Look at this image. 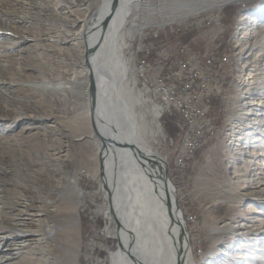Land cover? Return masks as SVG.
I'll list each match as a JSON object with an SVG mask.
<instances>
[{
	"label": "rangeland",
	"instance_id": "374dc122",
	"mask_svg": "<svg viewBox=\"0 0 264 264\" xmlns=\"http://www.w3.org/2000/svg\"><path fill=\"white\" fill-rule=\"evenodd\" d=\"M107 1L113 0H0V217L12 221L26 200L54 202L49 208L59 213L49 220L58 222L60 263L72 237L80 247L72 264H110L120 246V224L103 182L102 140L91 125L86 39L78 33L81 24L93 25ZM259 1L264 0H140L117 10L126 15L121 34L128 69L123 83L129 89L135 79L129 75V57L157 24L160 34L150 38L151 62L174 58L176 66L179 58L193 56L202 66L218 52L234 64L221 68L212 82L208 117L213 120L217 97L224 102V117L184 165L177 163L183 120L178 116L180 129L171 135L166 114L154 117L147 102L133 94L138 123H146L139 129L146 142L142 148L167 163L158 164L168 171L196 264H264V137L231 122L239 105L247 109L250 101L264 100V5L257 6ZM229 5L239 8L232 17L225 11ZM204 20L211 22L200 27ZM141 25L149 28L136 34ZM183 29L195 30L192 42L175 33ZM254 73L261 83L250 91ZM253 107L247 121L264 103ZM237 133L242 136L238 144ZM73 212L76 219H65ZM19 237L12 233L0 250ZM24 251L0 264H25L24 256L31 263L38 260Z\"/></svg>",
	"mask_w": 264,
	"mask_h": 264
},
{
	"label": "bare ground",
	"instance_id": "6f19581e",
	"mask_svg": "<svg viewBox=\"0 0 264 264\" xmlns=\"http://www.w3.org/2000/svg\"><path fill=\"white\" fill-rule=\"evenodd\" d=\"M134 1L140 3V0H121V7L117 10H127L128 5ZM112 3L113 1H107L93 25L86 27L87 22L81 24L78 33L84 34L89 45L101 38L97 52L91 57L97 83V121L100 130L110 135L115 128L119 133L117 140L135 139L134 142L141 143L137 145L143 149L146 142L139 129H143L146 123H138L133 110V91L123 83L128 69L122 53L124 41L121 26L126 15L116 10L106 28L103 30L102 27L104 16L110 11ZM98 22V26L92 30ZM128 34L131 36L133 33ZM260 83L254 73L250 76L249 90H255ZM249 103L250 107L247 109L243 105L238 106V113L231 122L248 127L247 134L253 130V133L257 131L264 137V107L252 120L247 121L253 106H259L264 100ZM79 125L81 128L85 127L83 122ZM234 137V143L238 144L242 136L237 133ZM100 155L105 192L109 195L113 213L121 224L117 231L120 246L112 253L110 264H178L181 258L183 264H196L191 258V248L188 245L187 225L181 211L175 212L174 190L169 180H164V166L160 168L162 162L158 164L145 159L138 160L128 150L116 149L111 145L103 148ZM260 186V190H264V186ZM53 203L41 201V204L35 205V202L26 200L20 205L18 217L12 221L5 223L0 217V246L5 244L12 233L20 236L0 250V263L18 257L24 250L38 259L31 263V257L24 256L21 261L25 264H72L77 261L80 254L77 237H72V246L63 251L62 262L58 260L57 251H61L60 241L56 237L58 222L50 223L49 220L56 217L58 212L56 207L53 210L49 208ZM78 203L79 200L74 209ZM43 214V218L36 219L35 216ZM64 217L67 220L77 218L74 212Z\"/></svg>",
	"mask_w": 264,
	"mask_h": 264
},
{
	"label": "built area",
	"instance_id": "2783aa9c",
	"mask_svg": "<svg viewBox=\"0 0 264 264\" xmlns=\"http://www.w3.org/2000/svg\"><path fill=\"white\" fill-rule=\"evenodd\" d=\"M205 21L198 22L199 26L211 22ZM146 34L148 36H145L143 42L136 43L131 55L135 62L133 76L135 80L149 85L158 93L159 102L155 105V112L159 117L176 113L183 120V150L177 163L184 165L185 158L200 146L204 135L214 133L215 122L208 117L210 95L214 89L212 82L216 81L217 72L226 67L230 60L226 54L217 52L208 57L202 66H199L193 56L179 58L175 61L176 66L174 58L151 62L155 47L150 37H157L160 34L159 28H153ZM205 101L209 102L208 105Z\"/></svg>",
	"mask_w": 264,
	"mask_h": 264
},
{
	"label": "water",
	"instance_id": "95a60500",
	"mask_svg": "<svg viewBox=\"0 0 264 264\" xmlns=\"http://www.w3.org/2000/svg\"><path fill=\"white\" fill-rule=\"evenodd\" d=\"M120 1L121 0H113L111 11L106 16V18H105V20H104V22L102 24L103 30L106 28L110 18L114 14V12L118 8L121 7V2ZM100 44H101V38L94 45L93 44L89 45V43L87 42V38H86L85 59H86V64H87V67H88L89 77H90V86H89V102H90V105H89V111H90V117H91V125H92L94 133L96 134L97 137H99L102 140V147L103 148L107 147L108 145H111V146H114L116 149H119V148L126 149L134 157L138 158V160L139 159H145V160H147V161H149L151 163H161V162H163L167 166V163H166V161L163 158H161L157 154L144 151L134 141H132V140L131 141L117 140L119 138H117L116 136L119 133L117 132V130L115 128H113V131L111 132L110 135L109 134H105V133H103L100 130L99 123L97 121V83H96V76H95V72H94L93 66L91 65V61H90L91 54L95 53L98 50ZM164 180H166V181L169 180V175H168V171L167 170L165 172ZM175 202H176V211H180L181 209H180L179 205L177 204L176 195H175ZM117 222H118V224H120L118 219H117ZM120 226H121V224H120ZM178 264H183V259L182 258H181V260H179Z\"/></svg>",
	"mask_w": 264,
	"mask_h": 264
},
{
	"label": "trees",
	"instance_id": "16d2710c",
	"mask_svg": "<svg viewBox=\"0 0 264 264\" xmlns=\"http://www.w3.org/2000/svg\"><path fill=\"white\" fill-rule=\"evenodd\" d=\"M257 6H263L264 5V1H259L257 3H255ZM237 6L235 5H229L225 8V11L228 13V17H232L233 14L235 12H237ZM239 9V8H238ZM195 31V30H194ZM194 31L193 30H188V29H183L181 30H177L176 34L181 35L182 39L184 42H192L193 41V37H194ZM150 38H153L150 37ZM158 40V39H157ZM155 55V51L152 50V54L151 57H154ZM230 65H234L232 64V60L230 61V63L227 65V68H230ZM227 82V80H226ZM224 106V102L222 101L221 98L217 97L214 99L213 101V109H212V116H213V120L218 125H220V122L222 121L223 117H224V111L222 110V107ZM178 114L176 113H167L166 115H164V121H165V126L167 127V130L169 133H171V135L175 134L178 129H180V125H178ZM204 148H206V146H204L201 150H205ZM201 150L198 152L199 154L201 153Z\"/></svg>",
	"mask_w": 264,
	"mask_h": 264
},
{
	"label": "crops",
	"instance_id": "0c3cea01",
	"mask_svg": "<svg viewBox=\"0 0 264 264\" xmlns=\"http://www.w3.org/2000/svg\"><path fill=\"white\" fill-rule=\"evenodd\" d=\"M155 26H158L160 28L161 25L157 24ZM147 28H149V25L137 26V30L135 32H137L136 34H142L144 31H147ZM146 33H148V32H146ZM129 62H130L129 75L131 76V78H134L133 71L135 68V62H134V59L131 58V56L129 57ZM129 84L131 85V88L133 89V90L132 89L131 90L134 91L133 94L138 95L140 98H142V100L146 101L147 104H145V106L148 107V111L153 112L154 117L158 118V115L155 112V105L157 106V104L159 102V96H158V93L156 92V90L147 84H143V83L138 82L135 79H133V82L129 83ZM151 102H153V103L151 104Z\"/></svg>",
	"mask_w": 264,
	"mask_h": 264
}]
</instances>
